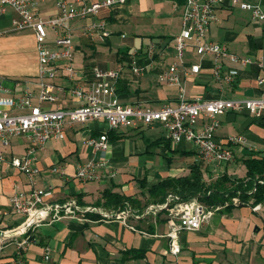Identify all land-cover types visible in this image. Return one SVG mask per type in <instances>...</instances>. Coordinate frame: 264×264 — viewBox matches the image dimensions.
Wrapping results in <instances>:
<instances>
[{
    "label": "crops",
    "instance_id": "1",
    "mask_svg": "<svg viewBox=\"0 0 264 264\" xmlns=\"http://www.w3.org/2000/svg\"><path fill=\"white\" fill-rule=\"evenodd\" d=\"M243 1L260 4L264 10V0ZM56 3L57 0H37L36 11L43 18L53 17L57 14ZM184 4L185 0H131L103 9L97 17L73 22L79 78L92 80L96 66L109 69L118 64L127 65L129 60H124L122 54L128 51L130 56L136 54L141 64L151 63L153 68L144 76L136 77L126 67L118 83L120 101L153 109L175 105L179 88L161 84L159 75L175 60L174 39L182 30ZM214 11L218 21L212 26L208 40L227 45L237 56L251 59L252 64L243 67L224 61L227 68L238 69L240 73L233 83H220L213 77V57H200L190 45L184 56V68L189 70L197 64L200 71L182 76L187 99L244 100L263 96L264 83L260 81L264 78V26L231 0L216 5ZM14 18L16 13L12 9L0 16L3 33L0 49L13 53L19 66V75L15 78L28 76L26 80H36L35 34L32 30L12 31ZM101 20L107 24L109 38L92 40L83 35L84 26ZM112 40L119 45L116 54L107 57L97 53L94 46L100 43L112 51ZM150 44L156 46L152 62L147 59ZM82 49L87 51L80 54ZM26 80H15V84L5 86L16 87ZM55 83L71 86L62 77ZM78 105L79 102L69 99L60 107L68 109ZM218 119L215 140L225 141L234 135H243L248 140L245 147L229 146L234 154V161L230 163H205L191 143H170L161 123L119 130H110L105 120L67 125L63 140L49 141L38 153L41 173L33 186L11 164L13 158L25 156L27 149L24 138L14 139L5 161L0 163V231H14L24 221L23 216L11 209L15 191L29 192L35 187L49 189L52 194L45 198L43 206L49 209L48 215L33 230L24 236L0 237V264H14L18 244L28 237L29 245L23 254L27 264H264V201L256 202L253 197L245 202L233 197L224 205H217L222 207L199 230L180 234L179 255L169 253L170 242L166 236L169 212L164 206L174 193L168 192L164 199L162 195L151 194V190L165 180L189 178L198 173L205 188L212 186L226 196L240 183L246 187L245 160L264 158V122L247 112L233 111ZM205 123L206 119L200 118L196 129H202ZM102 134L108 135L110 147L105 152L95 151L87 141ZM97 160H105L109 165L99 180L82 183L74 178L80 164ZM55 166L64 167L66 176L52 173ZM58 206L77 208V213L68 215L61 210L56 217L52 208ZM106 214L117 217L108 218ZM46 249L50 250L48 260L44 259Z\"/></svg>",
    "mask_w": 264,
    "mask_h": 264
},
{
    "label": "built area",
    "instance_id": "2",
    "mask_svg": "<svg viewBox=\"0 0 264 264\" xmlns=\"http://www.w3.org/2000/svg\"><path fill=\"white\" fill-rule=\"evenodd\" d=\"M131 0H57V14L43 18L36 11L37 0H0V16L12 9L16 18L12 20V31L32 30L35 34L38 72L36 80H26L16 87L0 85V163L5 161V154L12 141L24 138L27 141L26 154L12 159V166L27 176L30 184L36 183L41 170L38 167V153L51 140H63L67 125H86L92 121L105 120L110 130L121 128H139L161 123L170 143H191L198 150L201 160L211 162H233L234 154L229 146L245 147L248 140L243 135L229 136L225 141L215 140V133L220 125L219 116L229 112H247L259 122H264V95L254 99L232 100L218 98L207 100L196 97L189 100L182 76H191L200 71V65L184 67V56L192 45L200 57L212 56L215 62L214 80L233 83L240 71L227 68L224 61L246 67L252 64L249 58H241L232 53L225 44L208 40L212 26L217 23L215 7L225 0H185L182 14V30L174 39L175 60L159 75V82L167 86H177L180 91L175 105H164L153 109L143 104L125 105L120 101L118 83L126 67L136 77H142L153 66L141 64L136 54L130 56L127 65L118 64L114 68L103 69L98 66L92 70L93 79L79 78L76 67L75 41L71 24L77 20L97 17L103 9L126 4ZM232 4L248 11L252 19L264 26V10L260 4L243 0H231ZM49 31L54 34V46L49 44ZM83 35L94 40L109 38L110 32L104 20L92 22L83 27ZM3 33L0 32V39ZM156 46L150 44L147 59H153ZM71 82L70 87L55 83L58 78ZM264 83V78L261 79ZM72 99L79 102L73 108H61V104ZM200 118L206 123L197 130ZM87 144L95 151L105 152L110 147L107 134L89 138ZM105 160L90 161L77 167L75 179L88 183L97 181L101 172L108 169ZM52 173L65 177L64 167L55 166ZM113 174V173H111ZM51 190L32 188L29 192L15 191L11 197V209L16 215L24 217L19 228V235L28 234L43 214L45 198L51 196ZM236 202H239L236 200ZM222 206L209 208L197 198L182 201L177 195L170 194L164 206L168 210L167 237L169 253L178 256L181 252L180 234L185 231H197L213 216L214 211ZM56 217L61 210L68 215H76L71 206L52 208ZM35 220L33 221L32 219ZM29 237L18 244L14 264H27L24 252L29 245ZM50 258L46 249L44 259Z\"/></svg>",
    "mask_w": 264,
    "mask_h": 264
},
{
    "label": "trees",
    "instance_id": "3",
    "mask_svg": "<svg viewBox=\"0 0 264 264\" xmlns=\"http://www.w3.org/2000/svg\"><path fill=\"white\" fill-rule=\"evenodd\" d=\"M122 55L124 60H129L130 54L128 51ZM245 166L248 178L246 187H244V183H240L226 196L225 193L215 191L212 186L205 188L201 184V176L198 173L189 178L165 180L161 185L153 188L151 194L155 196L162 195L165 199L168 192L173 191L182 201L198 198L199 201L209 206L224 205L226 201L231 200L233 197H239L241 202H245L249 197H253L256 202L264 201V158L251 157L245 160ZM249 191H252V194L249 195ZM94 216L97 217L98 215Z\"/></svg>",
    "mask_w": 264,
    "mask_h": 264
},
{
    "label": "rangeland",
    "instance_id": "4",
    "mask_svg": "<svg viewBox=\"0 0 264 264\" xmlns=\"http://www.w3.org/2000/svg\"><path fill=\"white\" fill-rule=\"evenodd\" d=\"M112 41H113V44L111 47L112 51H110L109 46H106L103 43H100L98 46H94L97 48V53L106 54L107 57H109L111 54L112 55L116 54V52L118 51L119 45L114 40ZM49 44L51 46H54V34L51 33L50 31H49ZM122 49H123V46H122ZM84 51H87V50L82 49L80 54L83 53ZM93 52L91 50V56H93ZM18 71H19V66L14 58L13 53L7 49H0V83L4 82V85H12V83L15 84L14 82L15 80L22 81L23 79L26 80V78L27 79L30 78L28 76L26 78H15L17 75H19Z\"/></svg>",
    "mask_w": 264,
    "mask_h": 264
},
{
    "label": "water",
    "instance_id": "5",
    "mask_svg": "<svg viewBox=\"0 0 264 264\" xmlns=\"http://www.w3.org/2000/svg\"><path fill=\"white\" fill-rule=\"evenodd\" d=\"M75 209H77V208H75ZM48 213H49V209H45L43 211V214H48ZM106 216L108 218H116L117 217V215L112 216V215H109V214H106ZM32 220L34 221L35 218L32 219ZM21 232H22V228H18V229L14 230V231H11V232L0 231V237H14V236L19 235Z\"/></svg>",
    "mask_w": 264,
    "mask_h": 264
}]
</instances>
